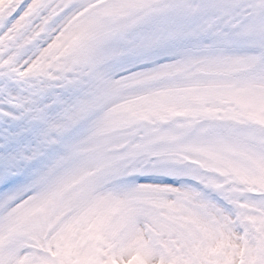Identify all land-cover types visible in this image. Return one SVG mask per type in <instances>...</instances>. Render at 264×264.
I'll return each mask as SVG.
<instances>
[{
    "label": "snow or ice",
    "instance_id": "6c2138e0",
    "mask_svg": "<svg viewBox=\"0 0 264 264\" xmlns=\"http://www.w3.org/2000/svg\"><path fill=\"white\" fill-rule=\"evenodd\" d=\"M0 264H264V0H0Z\"/></svg>",
    "mask_w": 264,
    "mask_h": 264
}]
</instances>
